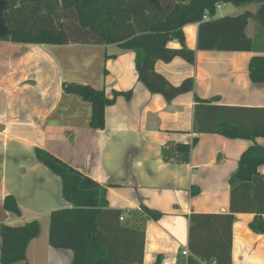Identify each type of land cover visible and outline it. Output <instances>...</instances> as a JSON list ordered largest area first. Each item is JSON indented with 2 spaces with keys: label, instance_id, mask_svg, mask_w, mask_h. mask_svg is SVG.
<instances>
[{
  "label": "crops",
  "instance_id": "0c3cea01",
  "mask_svg": "<svg viewBox=\"0 0 264 264\" xmlns=\"http://www.w3.org/2000/svg\"><path fill=\"white\" fill-rule=\"evenodd\" d=\"M257 8L219 4L216 12L224 13L213 19L255 13ZM197 29L198 24L183 27L185 45L195 51L193 64L176 57L154 65L173 86L194 80L193 91L170 103L145 89L137 80L135 54L117 45L0 42V225H40L39 235L27 245L25 260L13 264H71L73 259L71 251L49 245V214L70 205L62 198L59 178L35 158L36 148L106 187L107 210L123 213L118 221L108 220L111 215L106 214L108 230L124 225L143 232V243L138 235L137 247L130 249L114 246L116 240L110 237L111 249L138 254L142 250L141 264H154L158 257L160 264H187L190 250H224L223 233L210 224L219 220L194 227L191 238L189 217L230 214L229 178L253 142L210 131L216 117L243 128L264 119V85L252 84L248 76L251 58L264 56L263 39H258L260 47L254 52L197 51ZM256 32L250 20L245 34L253 39ZM167 47L180 45L171 41ZM71 83L101 90L108 99L113 92L130 91L131 98L117 97L105 108L104 128L95 130L89 125L91 105L63 91V84ZM195 111L204 132L197 131ZM194 138L197 144L187 162L165 159V151L189 145ZM255 143L264 150V138ZM257 172L264 177V164ZM9 195L21 217L4 211ZM143 207L162 217L137 221L132 212ZM253 218V213L233 214L230 264H264V232L249 229Z\"/></svg>",
  "mask_w": 264,
  "mask_h": 264
},
{
  "label": "trees",
  "instance_id": "16d2710c",
  "mask_svg": "<svg viewBox=\"0 0 264 264\" xmlns=\"http://www.w3.org/2000/svg\"><path fill=\"white\" fill-rule=\"evenodd\" d=\"M4 5L3 19L7 33L0 42L30 45H117L120 50L135 54L137 80L151 94L161 95L168 103L179 95L193 91L194 80L185 79L178 86L170 84L164 76L154 70L157 61L171 62L178 57L193 64L195 51L186 47L183 27L198 24L196 50L218 52H254L259 49L258 39L264 50V0H0ZM218 4L241 7L258 5L255 13L245 11L237 16L213 19ZM209 18L208 20H205ZM74 19L73 27H66L63 21ZM257 27L253 39L245 34L248 22ZM179 43V49H171L167 44ZM249 80L254 85H264V56H254L248 65ZM63 91L77 96L91 105L90 127L101 130L105 126V108L116 98L123 96L129 100L131 92H113L108 99L101 90L83 84H63ZM195 100H198L197 98ZM202 103H207L203 102ZM208 107V106H203ZM215 129L210 132L229 139H247L253 145L239 157L236 171L229 178L230 214L225 216H190V234L194 227L210 223L223 233L224 250H190L187 264H230L231 225L233 214L253 213L249 229L255 234L264 232V177L257 169L264 164V150L255 143L256 138H264V119L247 128L221 117L214 118ZM248 124V123H247ZM198 132L205 129L197 119ZM197 144L193 139L189 145H176L174 150L164 152L168 161L185 163L192 148ZM35 158L60 180L63 200L68 208L49 214V245L55 249L69 250L73 254L71 264H141L142 250L111 249L110 237L116 240L114 246L126 248L136 246L139 227L122 226L108 230V220L117 221L121 211H109L106 187H103L65 164L48 152L36 148ZM3 209L10 215L21 217L18 205L12 196H6ZM136 220L158 221L162 214L147 208L132 212ZM138 217V218H137ZM195 225V226H194ZM221 225L224 226L222 231ZM227 226V236L226 227ZM141 229L143 230L142 226ZM40 225L31 221L21 227L0 225V264H13L25 260L28 243L39 235ZM106 231V234L104 233ZM136 238V242H133ZM130 249V248H129ZM140 259V260H138ZM138 261V263H137ZM158 257L154 264H160Z\"/></svg>",
  "mask_w": 264,
  "mask_h": 264
},
{
  "label": "water",
  "instance_id": "95a60500",
  "mask_svg": "<svg viewBox=\"0 0 264 264\" xmlns=\"http://www.w3.org/2000/svg\"><path fill=\"white\" fill-rule=\"evenodd\" d=\"M4 5L0 2V37L7 33V28L3 19Z\"/></svg>",
  "mask_w": 264,
  "mask_h": 264
},
{
  "label": "rangeland",
  "instance_id": "374dc122",
  "mask_svg": "<svg viewBox=\"0 0 264 264\" xmlns=\"http://www.w3.org/2000/svg\"><path fill=\"white\" fill-rule=\"evenodd\" d=\"M254 5V4H253ZM256 5V4H255ZM227 10V9H226ZM221 13H224V9H220L216 12V16H219ZM63 24L67 27H73L74 26V19L73 18H66L63 21Z\"/></svg>",
  "mask_w": 264,
  "mask_h": 264
},
{
  "label": "built area",
  "instance_id": "2783aa9c",
  "mask_svg": "<svg viewBox=\"0 0 264 264\" xmlns=\"http://www.w3.org/2000/svg\"><path fill=\"white\" fill-rule=\"evenodd\" d=\"M217 7H219V4L216 6V8H217ZM120 220H123V217H122V216L120 217ZM182 254H183V255H187L188 252H187V251H183Z\"/></svg>",
  "mask_w": 264,
  "mask_h": 264
}]
</instances>
